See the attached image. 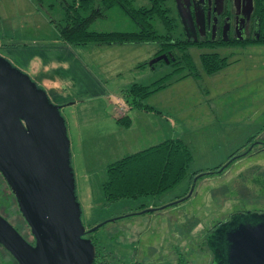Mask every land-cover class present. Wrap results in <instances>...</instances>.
I'll return each instance as SVG.
<instances>
[{"label": "rangeland", "instance_id": "374dc122", "mask_svg": "<svg viewBox=\"0 0 264 264\" xmlns=\"http://www.w3.org/2000/svg\"><path fill=\"white\" fill-rule=\"evenodd\" d=\"M62 2L0 0V34L13 33L12 40L18 41L23 33L28 43H39L41 37L53 38L57 29L50 19L61 18ZM133 3L138 6L146 0ZM168 3L173 8L174 2ZM28 7L37 8L35 15H24ZM90 28L134 31L138 26L119 6H113ZM92 46L94 51L87 58V54L82 57L103 80L107 94L88 92L76 108L66 105L60 109L72 125L71 165L83 225L89 229L106 222L91 236L100 247L113 252L117 264H212L207 235L233 213L264 212V146L252 147L240 155L251 145V136L264 140V44L217 49L191 47L200 71L195 80L197 90H182L183 83L174 84L177 80L144 99L147 104L163 107V114L155 108L129 109L120 93L122 86L132 82L149 84L170 72L165 61L150 64L156 57L158 43H133L127 51H109L107 44ZM205 51H217L232 64L206 74L199 60V54ZM234 78L241 85L228 86V80ZM124 113L131 117L130 126L120 124V131H113L114 118ZM81 120L80 125L89 126L90 131L74 132ZM169 137H182L191 150L186 177L158 197L123 198L107 203L102 192L107 164ZM243 144L246 145L225 170L197 175L191 184L192 172L226 162ZM0 181L8 191L1 174ZM186 192V199L171 204ZM147 204H154L157 210L143 212ZM10 219L28 241L33 240L16 203ZM0 253L4 258L10 257L1 246Z\"/></svg>", "mask_w": 264, "mask_h": 264}, {"label": "water", "instance_id": "95a60500", "mask_svg": "<svg viewBox=\"0 0 264 264\" xmlns=\"http://www.w3.org/2000/svg\"><path fill=\"white\" fill-rule=\"evenodd\" d=\"M174 2L189 35L190 0ZM253 9L254 0H247L248 17ZM159 60L168 62V57L157 55L150 64ZM68 103H54L27 72L0 54V174L34 239L29 242L0 214V245L17 264H92L96 254L85 234L102 223L86 229L81 220L70 138L60 111ZM206 243L212 264H264V212L233 213Z\"/></svg>", "mask_w": 264, "mask_h": 264}, {"label": "trees", "instance_id": "16d2710c", "mask_svg": "<svg viewBox=\"0 0 264 264\" xmlns=\"http://www.w3.org/2000/svg\"><path fill=\"white\" fill-rule=\"evenodd\" d=\"M113 6H119L135 22L138 29L134 31H99L91 29V23L97 18L104 17L105 11ZM254 11L259 17L261 24V36L256 39H248L241 43L232 44V46H244L250 43L264 44V0H254ZM50 21L55 24L59 40L63 44L111 45L146 42L159 44L155 56L166 54L168 57V62L166 63L171 67V70L149 84L132 82L128 86L123 87L120 93L129 109L152 110L154 108L144 102V99L150 94L184 77L192 76L197 79L200 75V71L190 52L193 44L184 40L179 24H176L178 21L177 10L175 6L172 8L168 0H146L145 4L142 3L138 6L134 5L133 0H63L61 18L58 21L54 19H50ZM4 39L9 42L13 41L9 38ZM197 47L202 48L203 45L197 44ZM199 60L202 70L206 74L215 73L230 63L227 56L221 55L217 51L201 52ZM161 61L164 60H159L158 62ZM153 66H155V63ZM115 120L125 127L131 124V117L127 113L116 116ZM252 137H250L248 142L252 140ZM245 145L243 144L238 148L239 150L234 151L226 162L206 170L199 169L192 172L191 184L192 179L197 175L199 177L225 170L235 161L237 157H235V154ZM231 158L233 159L230 160ZM191 161V150L188 144L180 137H169L141 150L126 154L107 164L106 177L102 183L103 197L107 203H113L123 198L158 197L179 184L186 177ZM187 197L186 192L178 196L179 200L171 204ZM13 203L17 205L13 193L9 187L8 191L3 188L0 181V214L12 223L26 239V235L21 231V228L10 219L13 213ZM153 205H145V207H148L146 209L150 207L151 210L145 211L144 209L143 212L157 210V208H153ZM24 222L26 223L25 220ZM105 223H102V225ZM93 232L85 234L86 237L91 238L96 247V254L92 264H117V259L114 257L113 252L106 251L94 241L91 236ZM29 242H34V239ZM9 255V258H4L0 253V264H17L12 255L10 253Z\"/></svg>", "mask_w": 264, "mask_h": 264}, {"label": "crops", "instance_id": "0c3cea01", "mask_svg": "<svg viewBox=\"0 0 264 264\" xmlns=\"http://www.w3.org/2000/svg\"><path fill=\"white\" fill-rule=\"evenodd\" d=\"M29 1V0H28ZM33 6V5H32ZM37 10V8L35 7ZM34 7H28L25 14L35 15ZM20 14V11H19ZM42 17L41 14H37ZM1 16V12H0ZM24 21L27 19L24 17ZM28 23V22H27ZM2 24V23H0ZM34 24V22L30 23ZM2 34V35H1ZM0 34V54L7 57L13 64H15L21 70L27 72L31 78L41 87H43L49 98L57 104L72 105L73 108L77 107L79 101H84L85 94L88 92H94L96 95L105 96L107 94L104 82L100 79L90 68L86 59L82 57L83 54L86 58L88 53L94 51L93 44L87 45H72L63 44L59 40L58 32L51 37H41L39 43L26 42L27 35L20 33L18 41H5L4 38L13 39L15 36L13 33L2 31ZM36 38V37H34ZM13 42V43H12ZM260 44V43H259ZM91 45V46H90ZM133 44H111L108 46L109 51H127L132 48ZM8 54V55H7ZM137 59L135 58L134 61ZM236 61V60H234ZM232 61H230V65ZM229 65V64H228ZM192 76L184 77L178 80L176 83L181 84V89H189L192 91L197 90L196 79ZM237 79H229L228 86L237 87L241 85V82L237 83ZM189 81V82H185ZM171 84V85H174ZM123 86L121 87V89ZM84 98V100H83ZM150 105V104H149ZM153 108L159 110V114L165 113L163 107H158L151 104ZM151 111V110H149ZM167 112V111H166ZM114 121L115 118H114ZM83 120L78 123L77 127H74V132L78 130L85 132L90 131L89 126L80 125ZM112 130L120 131V124L112 122ZM71 122L66 120L67 132L70 138V150L72 149L73 138L71 137L72 125ZM114 125V126H113ZM87 129V130H86ZM182 138V137H180ZM183 139V138H182ZM162 141V140H161ZM160 142V141H159ZM153 145V144H152Z\"/></svg>", "mask_w": 264, "mask_h": 264}, {"label": "flooded vegetation", "instance_id": "af4514ba", "mask_svg": "<svg viewBox=\"0 0 264 264\" xmlns=\"http://www.w3.org/2000/svg\"><path fill=\"white\" fill-rule=\"evenodd\" d=\"M190 12L193 30H189V35L184 30L178 13L176 24H179L184 40L192 43V47L200 44L203 45L202 48L217 49L261 36V24L254 9L249 17L246 15L247 0H190ZM250 144L240 155L248 153L255 146L263 148L264 140L252 139Z\"/></svg>", "mask_w": 264, "mask_h": 264}]
</instances>
